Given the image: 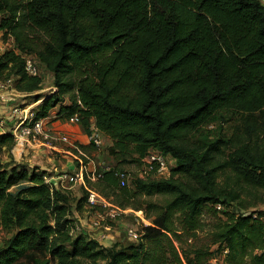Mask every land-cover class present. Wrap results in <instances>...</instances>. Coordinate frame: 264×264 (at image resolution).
<instances>
[{
    "label": "trees",
    "instance_id": "16d2710c",
    "mask_svg": "<svg viewBox=\"0 0 264 264\" xmlns=\"http://www.w3.org/2000/svg\"><path fill=\"white\" fill-rule=\"evenodd\" d=\"M0 31L21 52L0 53V79L16 76L14 87L27 96L40 90V74L26 71L28 53L55 76L57 91L30 103L43 99L38 117L58 108V120L78 114L89 135L97 127L112 140L105 153L115 170L153 149L176 161L166 178H136L121 188L115 171H106L88 182L152 221L138 241L106 249L86 233L73 237L71 196L51 190L45 170L1 167L0 230L15 233L0 248V264H209L225 249L216 264H264L260 0H0ZM67 99L70 105H60ZM221 115L238 116L229 136L204 149L185 145ZM15 144L12 132L0 134V148ZM23 180L31 185L13 193ZM206 206L223 217L211 225V243H188L204 230Z\"/></svg>",
    "mask_w": 264,
    "mask_h": 264
},
{
    "label": "rangeland",
    "instance_id": "374dc122",
    "mask_svg": "<svg viewBox=\"0 0 264 264\" xmlns=\"http://www.w3.org/2000/svg\"><path fill=\"white\" fill-rule=\"evenodd\" d=\"M264 4V0H260ZM9 50H17V52L21 53L17 49V44L13 37H4L3 31H0V53H4ZM24 58L31 57L32 59L36 60L37 54H23ZM37 64L40 67L39 74L43 79L41 89L35 91V94L32 95H22L21 92L19 93H12L11 91L14 90L15 86V79L16 76H11V78H6V75L0 79V84L4 85L2 87L3 90H5V93H8V98L10 100V97L15 96L17 98V102H19L22 107H26L30 105V103L33 102V100L39 98V97H51L55 91H57L55 86V76L53 73L47 71L39 62V58L37 59ZM10 80V82H9ZM1 88V87H0ZM18 92V91H17ZM2 99V100H1ZM0 99V114L3 112L9 113V109L5 108L9 106V102H7L6 99H3L1 96ZM42 100L38 101L34 107L36 109L39 105L42 104ZM62 106L70 105V101L67 99L65 102L61 103ZM3 113V114H4ZM6 116V115H5ZM4 116V117H5ZM68 117H60L59 120L61 123H63L67 130L70 133H76L81 136L79 140L77 138H74L77 142V144L82 147L84 150H86L91 157H93L94 161L97 163H107L112 166H116L117 162L113 160L109 155H107L106 149L109 148L112 145V140L109 137H106L104 134H102L103 139V149L101 151H97L95 147H93L92 143L89 141V133L83 128L82 125L77 124H68ZM236 116L235 118H232V116H215L210 122L204 124L201 126L196 132L189 135L188 137H185V145L189 147H196L199 149H204L208 147L210 144H212L217 139L223 138L225 136H229L231 134V129L234 125V123L237 120ZM229 119V120H228ZM6 125L9 129H11V126H13V123L9 120H6ZM72 125V126H71ZM60 129V128H58ZM91 135V134H90ZM85 136H87L89 143H84L86 141ZM84 138V140H81ZM65 145V144H59V146ZM66 149V145L64 146ZM14 148V147H13ZM8 149L7 147L0 148V169L1 167L6 168L7 170H11L12 168L17 169L18 171H22L23 169H27L28 172L31 174L33 171H43L45 169V175L54 176L56 174V170H60V172L67 171L69 173H73L77 166V160L73 156L65 157L66 154H63V152H57L54 150H50L44 147H33L28 146V148L24 149V146H19L16 151L18 154L15 156V154L12 153V149ZM21 153V155L19 154ZM169 166L175 165V161H170L168 158ZM141 166V161H139V154L134 153L132 159H129V162H124L120 164L121 170L130 171L132 177L137 173V170ZM170 174V173H169ZM169 176V175H168ZM163 178L164 176H160ZM132 183V182H131ZM131 183L129 185H131ZM31 183L27 180L21 181L18 185L14 186L12 188L13 193H17L19 190L30 186ZM65 193H68L71 196V219L73 220V237L79 236L81 234L86 233L87 237L91 239L99 240V248L103 249L106 247H110L112 243L118 242V245H128L130 242H134L129 239V236L127 234V230L131 227L141 229L142 226L146 225L142 218L145 219L148 222V225L152 224L151 220H148L145 216V213L143 210H135L133 208H128L130 211L126 214H124L120 219H118L115 222H102L99 227H94L92 225V213L93 210L91 208L87 207V203L77 207V201L81 199L84 196H87L86 189L84 185L78 183L72 186H69L67 184L63 185L62 188ZM138 198V197H137ZM138 200V199H137ZM142 202L146 201V198L139 199ZM162 201L161 198H153L152 201ZM234 209V208H232ZM258 211L264 215V204L260 203L257 207ZM215 209L212 206H206L204 210L201 213L200 221L204 227L203 231L197 232V237H192V242L188 240V243L195 244V245H202L211 243V235H210V228L212 223L215 221V219L223 218L219 215H215ZM215 215V216H214ZM217 220V219H216ZM106 225H111L112 229L111 231H107L105 229ZM15 233L14 228H3L0 230V248L3 245L6 238L12 237ZM85 235V234H84ZM102 235H113V240L111 239H105L100 240V236ZM112 242V243H111ZM177 242V241H176ZM137 243V242H136ZM179 245V242L176 243ZM216 248V247H215ZM213 249V245L212 248ZM228 253V250L225 249L222 254L220 251H216L213 256H211L209 264H216L217 261H223L225 258V255ZM80 264H107L105 260H90L81 258L79 260Z\"/></svg>",
    "mask_w": 264,
    "mask_h": 264
},
{
    "label": "built area",
    "instance_id": "2783aa9c",
    "mask_svg": "<svg viewBox=\"0 0 264 264\" xmlns=\"http://www.w3.org/2000/svg\"><path fill=\"white\" fill-rule=\"evenodd\" d=\"M25 59L27 73L31 76H38L40 70L34 59L27 56ZM4 85L6 86L4 83L3 85L0 84V87H4ZM2 98L7 100L8 96ZM7 102H9V106H7L9 109L8 116L10 121L13 122L10 132L13 133L16 141L12 153H14L19 146H24V149L28 146H42L57 152H62V149H64L69 156H73L78 163L73 173L64 171L57 172L54 176L46 174L44 175V181L51 190L60 189L65 184L69 186L78 183L81 185L83 184L87 193V207L93 210L91 220L94 227H99L102 222H115L130 210L121 208L113 201L112 197L104 196L98 189L89 186L88 182L92 184L96 183L103 177L104 172L115 171V175L119 179V186L123 188L129 186L136 178L142 180H151L157 177L161 178L160 176L166 178L170 175L171 168L175 166H169L168 158L170 161L174 160L170 155H165L161 150L153 149L148 151L141 159V166L134 177H132L130 171L115 170L114 167L107 163H102L100 166L101 170H99L98 168H94L95 161L93 157L77 144L69 131L53 127V122L57 120V114L54 110L50 112L48 116L38 117L34 109L35 107L33 108L32 105L22 107V105L17 102L15 96L10 97V100L8 99ZM67 122L80 125L81 119L78 114H75L70 117ZM0 124L3 125V122ZM102 134L103 133L97 127L92 126L91 135H89L88 138L97 151L103 149ZM59 144H65L66 149L61 145L59 146ZM142 220L148 225L145 219L142 218ZM105 229L111 231L112 227L111 225H106ZM127 234L129 239L134 241H138L142 235L138 228L133 227L127 230ZM105 239L113 240V235L100 236V240Z\"/></svg>",
    "mask_w": 264,
    "mask_h": 264
},
{
    "label": "crops",
    "instance_id": "0c3cea01",
    "mask_svg": "<svg viewBox=\"0 0 264 264\" xmlns=\"http://www.w3.org/2000/svg\"><path fill=\"white\" fill-rule=\"evenodd\" d=\"M5 88V87H4ZM12 89H14V90H12L11 91V94L12 93H19L20 94V92L14 87V88H12ZM18 91V92H17ZM22 95H27L26 93H21ZM20 94V95H21ZM1 96L2 97H7L8 96V93L6 92L5 93V90H3L2 89V87L0 88V99H1ZM2 100V99H1ZM36 105V103H33L32 104V106H35ZM37 106V105H36ZM5 108H7L8 109V107H5ZM36 108V107H35ZM57 111L58 110V108H56V109H54V111ZM9 112V111H8ZM1 113V112H0ZM4 113V112H3ZM0 114V123L1 122H3V125H1L0 124V134H5V133H8V132H10V129L7 127L8 125H6V120H9L10 121V118H9V113H4V114ZM6 115V116H5ZM5 116V117H4ZM13 123V122H12ZM69 124V123H68ZM72 126V125H71ZM53 127H55V128H61V129H64V130H67V128H69V127H67L66 128V126L63 124V123H61L60 122V120H55L54 122H53ZM11 128H12V126H11ZM68 131V130H67ZM71 135H72V137H73V139L74 138H77V140H79V138H81V136L79 135V134H77L76 135V133H70ZM105 135V134H104ZM106 137H109V136H107V135H105ZM85 138H86V141L84 142V143H89V141H87L88 140V138H87V136H85ZM110 138V137H109ZM75 140V139H74ZM81 140H84V138H82ZM76 141V140H75ZM65 145H62V147L63 148H65L64 147ZM28 148V147H27ZM62 152H64L63 154H66L65 155V157H68L69 156V154L67 153V151H65L64 149H62ZM13 154H15V156H17L16 154H18V152L17 151H15ZM20 155H21V153H19ZM100 166H101V163H99L98 165H97V163L95 162V164H94V168H100ZM43 170H45V169H43ZM57 172H60V170H56V173Z\"/></svg>",
    "mask_w": 264,
    "mask_h": 264
}]
</instances>
